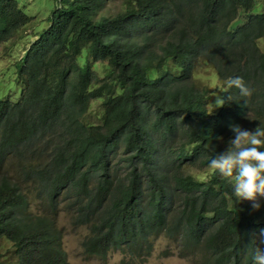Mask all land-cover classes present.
<instances>
[{"label":"trees","instance_id":"trees-1","mask_svg":"<svg viewBox=\"0 0 264 264\" xmlns=\"http://www.w3.org/2000/svg\"><path fill=\"white\" fill-rule=\"evenodd\" d=\"M52 1L62 6L52 25L27 35L15 63L19 100H0V264H67L57 223L68 215L87 231L88 257L145 258L164 239L163 255L194 264H254L264 201H240L234 177L208 163L234 138L230 125H264V8L121 0L107 16L109 0ZM28 22L18 0H0V44ZM203 71L219 81H195ZM235 76L250 96L228 87ZM93 100L104 112L86 125Z\"/></svg>","mask_w":264,"mask_h":264},{"label":"rangeland","instance_id":"rangeland-1","mask_svg":"<svg viewBox=\"0 0 264 264\" xmlns=\"http://www.w3.org/2000/svg\"><path fill=\"white\" fill-rule=\"evenodd\" d=\"M76 1V0H73ZM21 9L31 17V21L26 26H22L19 32L8 41H3L0 44V100H9L17 102L21 95L22 82L18 79L15 63L20 61L24 55L25 43L27 35L32 41L38 34L44 31L48 25V19L52 12L49 6L51 0H22ZM110 11L117 9V4L109 5ZM264 8V0H255V6L250 14H256ZM249 14L241 13L237 19L231 24V27H236L244 22ZM31 44V43H30ZM258 45L264 51V38L258 41ZM82 60V57H81ZM195 81L211 82L214 86L219 79L211 76L212 72L203 71ZM103 106L100 100H93L82 121L86 125L97 124L99 118L103 115ZM122 157V153L114 156V160ZM187 173L194 175L200 179H206L207 175L203 171H197L195 168H189ZM264 201V197L260 198ZM32 208L39 210V203L32 201ZM71 217L62 216L57 223L62 230V238L60 240L61 247L66 254L67 264H194L190 259H182L177 255H163L161 250L166 247L167 241L159 239L156 247L150 255L145 258L133 257L121 253H111L106 260L98 257H88L84 255L80 241L87 231L82 228L80 231L69 223Z\"/></svg>","mask_w":264,"mask_h":264},{"label":"clouds","instance_id":"clouds-1","mask_svg":"<svg viewBox=\"0 0 264 264\" xmlns=\"http://www.w3.org/2000/svg\"><path fill=\"white\" fill-rule=\"evenodd\" d=\"M18 1L19 5H22V0ZM111 3L117 4L115 11L109 10L108 7ZM54 6L56 7L55 10ZM50 8H52V12L48 19L47 30L52 25L53 13L62 6L54 5L52 1ZM121 8V0H109L106 3L103 15H115ZM28 17L30 22L31 17ZM40 35L41 33L32 41H37ZM227 85L229 88L238 89L242 96L247 97L252 94L251 89L242 77H229ZM229 99L231 98L229 97ZM216 105L217 108L223 107L225 99L218 97ZM230 131L234 133V138L228 141L226 151L216 153L209 158L208 167L226 178L234 177L233 190L235 196L240 201H250L253 208L258 210L260 208V198L264 197V125L257 127L254 131H249L238 124H233L230 125ZM253 262L254 264H264V251L257 248L253 254Z\"/></svg>","mask_w":264,"mask_h":264}]
</instances>
